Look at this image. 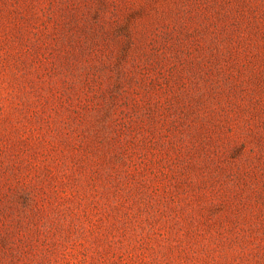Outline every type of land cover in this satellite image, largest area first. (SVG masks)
Segmentation results:
<instances>
[{"label":"rangeland","instance_id":"obj_1","mask_svg":"<svg viewBox=\"0 0 264 264\" xmlns=\"http://www.w3.org/2000/svg\"><path fill=\"white\" fill-rule=\"evenodd\" d=\"M0 264H264V0H0Z\"/></svg>","mask_w":264,"mask_h":264}]
</instances>
